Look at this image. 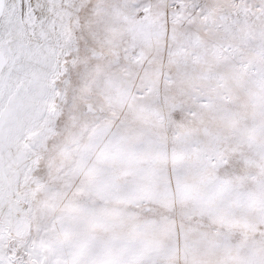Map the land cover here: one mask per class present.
Instances as JSON below:
<instances>
[{
  "label": "snow or ice",
  "instance_id": "1",
  "mask_svg": "<svg viewBox=\"0 0 264 264\" xmlns=\"http://www.w3.org/2000/svg\"><path fill=\"white\" fill-rule=\"evenodd\" d=\"M0 264H264V0H0Z\"/></svg>",
  "mask_w": 264,
  "mask_h": 264
}]
</instances>
